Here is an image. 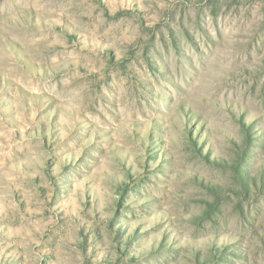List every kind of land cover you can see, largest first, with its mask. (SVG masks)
<instances>
[{
  "label": "rangeland",
  "instance_id": "rangeland-1",
  "mask_svg": "<svg viewBox=\"0 0 264 264\" xmlns=\"http://www.w3.org/2000/svg\"><path fill=\"white\" fill-rule=\"evenodd\" d=\"M0 264H264V0H0Z\"/></svg>",
  "mask_w": 264,
  "mask_h": 264
}]
</instances>
